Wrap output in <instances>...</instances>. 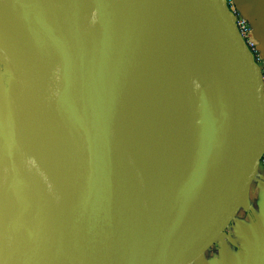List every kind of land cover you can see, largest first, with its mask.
I'll return each instance as SVG.
<instances>
[{"label":"water","instance_id":"95a60500","mask_svg":"<svg viewBox=\"0 0 264 264\" xmlns=\"http://www.w3.org/2000/svg\"><path fill=\"white\" fill-rule=\"evenodd\" d=\"M176 1L118 0L82 30L74 17V0H70L59 22L66 46L62 64L49 49H38L30 62L22 60L30 10L18 0H0V49L10 74L19 75L36 93L75 92L80 96L76 128L80 167L76 187L67 198L8 130V114L0 127V155L16 179L46 195L38 208V223L44 225L60 216L50 238L37 235L38 256L32 264H68L75 243L93 231L102 234L105 249L98 264H192L237 218L264 154L263 74L227 1L193 0L230 71L231 96L224 116H229L231 130L243 149L188 238L170 255L154 260L160 236L177 230L176 218L155 204L156 191L142 209L144 200L113 93ZM50 5L55 7L56 1ZM28 65L33 72L26 69ZM203 103L202 99L196 102L199 124L207 130ZM157 191L168 193V183H161ZM32 226L25 218L7 235L0 228V254L6 255H0V264H15L21 240Z\"/></svg>","mask_w":264,"mask_h":264},{"label":"bare ground","instance_id":"6f19581e","mask_svg":"<svg viewBox=\"0 0 264 264\" xmlns=\"http://www.w3.org/2000/svg\"><path fill=\"white\" fill-rule=\"evenodd\" d=\"M51 1L18 0L30 10L28 34L20 51L25 62L33 60L38 49H49L55 52L58 62H66L61 54L66 46L59 22L70 0H55V7L50 5ZM117 1L97 0L94 19ZM210 30L193 0H177L113 93L117 118L124 129L144 200L142 209L145 211V202L156 191L155 204L176 218L177 230L160 236L154 260L170 255L188 238L243 149L231 130L229 116L217 115L216 122L207 125V130L199 124L196 102L202 99L203 93L195 75L193 54L200 63L205 59L217 61L223 70H217L215 84L225 86L230 93L232 87L225 57ZM26 69L34 71L29 65ZM35 91L27 81L11 72L8 130L22 141L38 169L54 179L67 198L76 187L80 167L76 134L80 96L75 92L40 94ZM221 100L228 103L229 97L223 94ZM16 113L33 117L34 126L24 134L26 143L20 129L24 123ZM36 139H40V144L34 148ZM2 159L5 165L0 173V228L7 235L19 221L27 218L33 222L21 240L15 262L32 264L38 256L37 235L50 238L60 216L39 224L38 208L45 203L46 195L20 184L8 161ZM164 182L168 183L166 194L157 191ZM104 254L102 234L93 231L75 243L68 264H98Z\"/></svg>","mask_w":264,"mask_h":264},{"label":"crops","instance_id":"0c3cea01","mask_svg":"<svg viewBox=\"0 0 264 264\" xmlns=\"http://www.w3.org/2000/svg\"><path fill=\"white\" fill-rule=\"evenodd\" d=\"M236 21L250 25L252 52L264 72V0H226ZM192 264H264V154L237 218Z\"/></svg>","mask_w":264,"mask_h":264},{"label":"rangeland","instance_id":"374dc122","mask_svg":"<svg viewBox=\"0 0 264 264\" xmlns=\"http://www.w3.org/2000/svg\"><path fill=\"white\" fill-rule=\"evenodd\" d=\"M74 6L76 7V9L74 10V17L79 23L81 29L86 30L94 20L95 17L94 11L97 6V0H78L74 2ZM53 35L56 38H58V33L54 30H53ZM192 60H193V64H195L196 66L195 75L199 79V85L203 93L202 100L204 101L203 104L205 105L207 110L208 127H209L213 125L214 122H216L215 119L217 115L220 117H223L225 115L228 103L225 100L224 101L221 100V97L223 94H225L227 97H229L230 100L231 93L229 90L225 89V86L215 84V82L217 81V76H216L217 70H221L222 68V66L217 61H213L211 59L210 60L205 59L200 63L198 62L197 56L194 54ZM227 72L229 74L230 71L228 70ZM9 82H10V71L6 64V60L3 55V52L0 49V127L3 126L5 114L9 113L8 104H7ZM204 92L206 93L208 92V93L206 94ZM16 116L19 117V120H21L22 123H24L20 128L22 135L21 137L23 140L25 137L24 134L27 133L34 126L33 124H31L33 123V117L31 115H24V114L22 115L18 113H16ZM23 141L25 143L27 142V140L25 139ZM33 142H34L33 146L34 148H36L37 145L40 144V139H36ZM4 165L5 162H3V159L0 156V173L4 169Z\"/></svg>","mask_w":264,"mask_h":264},{"label":"built area","instance_id":"2783aa9c","mask_svg":"<svg viewBox=\"0 0 264 264\" xmlns=\"http://www.w3.org/2000/svg\"><path fill=\"white\" fill-rule=\"evenodd\" d=\"M237 26L239 28V31L242 35V37L244 38V40L246 41L247 45L249 46V48L252 51L253 45L251 43L250 40V25L246 22V21H236ZM263 74V81H264V72L262 71Z\"/></svg>","mask_w":264,"mask_h":264}]
</instances>
